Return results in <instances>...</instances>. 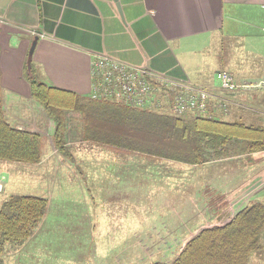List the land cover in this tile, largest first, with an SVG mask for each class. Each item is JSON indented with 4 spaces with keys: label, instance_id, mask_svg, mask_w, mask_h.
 I'll return each instance as SVG.
<instances>
[{
    "label": "rangeland",
    "instance_id": "1",
    "mask_svg": "<svg viewBox=\"0 0 264 264\" xmlns=\"http://www.w3.org/2000/svg\"><path fill=\"white\" fill-rule=\"evenodd\" d=\"M250 59L234 62L235 77L248 74ZM251 91L234 93L240 106L230 105V116L221 119L262 124L264 104L254 99L264 98V91ZM238 93L247 96L241 99ZM33 105L30 121L45 120L42 159L37 165L0 162V205L11 194L33 195L45 198L50 212L26 243L5 250L1 264L169 263L202 229L223 225L264 188V164H254L264 160V152L197 168L153 162L80 141L77 113L67 115L69 155L63 156L52 145V120L40 104ZM157 111L170 112L167 107ZM261 242L251 264H264V234Z\"/></svg>",
    "mask_w": 264,
    "mask_h": 264
},
{
    "label": "crops",
    "instance_id": "2",
    "mask_svg": "<svg viewBox=\"0 0 264 264\" xmlns=\"http://www.w3.org/2000/svg\"><path fill=\"white\" fill-rule=\"evenodd\" d=\"M100 55L206 89L213 96L206 113L226 118L231 111H222L220 100H239L219 89L218 72L242 85L264 81V0H0V86L6 118L17 129L41 133L45 125L42 116L30 121L36 101L26 69L48 86L88 96ZM243 56L252 67L235 77L234 62ZM254 164L263 167L264 160ZM255 196L264 202V188Z\"/></svg>",
    "mask_w": 264,
    "mask_h": 264
},
{
    "label": "trees",
    "instance_id": "3",
    "mask_svg": "<svg viewBox=\"0 0 264 264\" xmlns=\"http://www.w3.org/2000/svg\"><path fill=\"white\" fill-rule=\"evenodd\" d=\"M26 71V75L30 72V95L52 120V145L63 156L69 155L68 113L79 114L80 141L153 162L202 166L227 157L264 152V122L226 121L214 118L209 111L202 116H176L132 107L48 86L33 69ZM43 139L40 132L20 130L9 123L0 86V162L39 164ZM222 201L217 203L222 205ZM47 210V200L33 195L11 194L1 203L0 264L7 248L21 246L34 236ZM263 234L264 202L253 201L223 225L202 229L173 261L153 264H251L252 255L262 249Z\"/></svg>",
    "mask_w": 264,
    "mask_h": 264
},
{
    "label": "built area",
    "instance_id": "4",
    "mask_svg": "<svg viewBox=\"0 0 264 264\" xmlns=\"http://www.w3.org/2000/svg\"><path fill=\"white\" fill-rule=\"evenodd\" d=\"M91 76L93 82L89 96L92 98L112 99L150 110L167 107L176 116H202L207 112L209 99L213 98L206 89L194 88L170 76L130 66L106 55H100L94 61ZM216 80L219 89L227 93L243 89H264V81L242 85L227 71L218 72ZM164 96L167 100L165 103L159 98ZM230 105L227 100H220L219 107L222 111H228Z\"/></svg>",
    "mask_w": 264,
    "mask_h": 264
},
{
    "label": "water",
    "instance_id": "5",
    "mask_svg": "<svg viewBox=\"0 0 264 264\" xmlns=\"http://www.w3.org/2000/svg\"><path fill=\"white\" fill-rule=\"evenodd\" d=\"M117 7H118V4H117ZM120 10V9H119ZM32 50H33V48H31V51H30V53L32 52Z\"/></svg>",
    "mask_w": 264,
    "mask_h": 264
}]
</instances>
